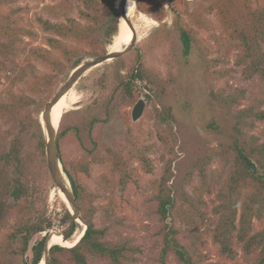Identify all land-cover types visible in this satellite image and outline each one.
Returning a JSON list of instances; mask_svg holds the SVG:
<instances>
[{
    "label": "rangeland",
    "instance_id": "1",
    "mask_svg": "<svg viewBox=\"0 0 264 264\" xmlns=\"http://www.w3.org/2000/svg\"><path fill=\"white\" fill-rule=\"evenodd\" d=\"M146 1L141 0L140 4L146 6ZM157 2L166 10L162 22L155 20V16L144 13L138 17V0H129L128 3V16L135 23L137 39L130 51L119 58H125L127 64L131 65L140 56L150 80L137 84V102L132 106L126 105L125 101L113 102L116 104L113 119L99 124L91 139L84 133L83 143L71 133L60 142L58 149L56 137L60 127L57 128L55 155L59 161L61 159L60 167L63 172L62 160L85 190V207L95 208L92 219L98 228L108 229L106 240L115 242L127 238L141 248L136 264H159L167 227L181 231L178 239L183 244L188 241V233L200 236L205 243L199 246V252L207 256L208 262H222L224 260L219 255L218 246L212 241V234L218 222L214 208L219 204L217 193L227 180L230 167L218 155L223 151L221 145L226 143V139L218 134L215 127H224L225 118L222 108L210 97V85L213 84L215 91L235 94L237 90H248L250 93L253 86L260 82L247 80L242 67L236 64V45L231 41L215 11L208 9L215 0ZM16 8L24 10L15 14L14 18L34 33L32 37L23 39L28 51L31 48L49 49L48 38L53 36L40 28L37 17L54 22H65L67 17L81 20L80 12L84 10L80 0H14L6 8V12ZM152 10L154 14L157 13V9ZM196 16L200 17L199 21ZM175 22L191 28L200 41V45H195L188 57L183 54ZM120 33H123V30ZM131 40L128 31L124 40L126 45H129ZM202 57L211 64L209 78ZM90 60L92 59L88 61ZM28 62L34 64L39 74H51L44 62L30 58L28 52L16 57L15 61L13 58L5 60L0 54V99L6 98V93L11 89L16 93L23 92L31 96L39 103L34 114L39 119L46 137L42 115L73 71L64 82L61 83L60 79L56 81L52 93L32 95L24 91L26 83L30 82L29 76L25 78L24 83L19 81L16 85L17 74H20ZM112 62L88 71L64 97L60 112V118L64 112L66 114L64 127L77 124L83 115L88 116L93 112L97 101H103L106 96L111 95L113 85L104 92L98 82L106 73V66ZM260 91L264 100L263 86ZM141 100L145 103L144 109L139 119L134 121L133 110ZM239 102L237 110L248 107L251 100L246 98L240 99ZM262 109L264 110V104ZM100 116L106 119L104 114ZM0 129L12 131L13 127L11 123L0 118ZM263 132L264 122H257L255 129L249 131V134L261 136ZM33 133L37 134V129H34ZM23 136L24 155L39 159L36 138L32 133ZM208 154H213L212 160L205 158ZM143 157L152 163V173L146 172L143 167ZM199 159H204V163L198 162ZM118 161L123 162L128 171L130 179L126 183H123L122 176L116 169ZM45 163L43 167L38 164L34 166L31 183L37 188V206L46 203L47 215L53 221L50 235L55 233L63 238L62 232L70 223H64L65 208L72 211L58 195L59 189L49 170L47 150ZM87 165L89 172L86 174L83 170ZM169 169L174 176L170 185L179 181L188 195L189 203L186 200L179 202L172 218L164 223L157 212L156 197L161 179ZM64 176L72 191L65 172ZM8 203L10 206L15 205L12 199H9ZM238 206L240 207V204ZM77 208L80 218L78 204ZM197 213L204 214V220L200 221ZM73 218L75 219L74 216ZM15 220V215H12L6 224L0 227V242L9 233ZM75 221L78 228L72 239L76 236L77 240L86 224L81 218ZM260 228L261 223L256 221L255 231ZM36 239L37 237L32 244ZM168 261L175 264L171 255ZM239 262L243 263V260L240 259ZM1 264H23V259L12 257ZM90 264L109 263L91 257Z\"/></svg>",
    "mask_w": 264,
    "mask_h": 264
},
{
    "label": "trees",
    "instance_id": "2",
    "mask_svg": "<svg viewBox=\"0 0 264 264\" xmlns=\"http://www.w3.org/2000/svg\"><path fill=\"white\" fill-rule=\"evenodd\" d=\"M80 1L84 6V10L80 12L81 20L67 17L65 22H54L37 17L40 28L53 36L48 38L49 49L31 48L28 51L23 39L32 37L34 33L14 18L15 14L24 9L16 8L6 12V8L14 0H0V54L5 60L13 58L15 61L16 57L28 52L30 58L44 62L51 72L50 75H41L34 64L28 62L16 76V85L19 81L24 83L27 76L30 77L25 92L32 95L52 93L57 80L64 82L84 62L107 54L108 49L112 50L116 37L122 30L124 0H119V4L118 0ZM157 1L147 0L146 6H142L141 0H138V17L144 13L155 16V20L162 22L166 10ZM152 9H157V13L154 14ZM208 9L215 11L236 45V64L242 67L245 78L259 80L260 83L255 84L250 93L248 90H237L235 94L215 91L213 84L210 85V97L222 108L225 118L224 127H215L218 134L226 139V143L221 145L223 151L218 155L230 167L228 178L217 193L219 204L214 211L218 222L212 234V241L218 246L219 255L224 261H207V256L199 252V246L205 243L200 236L188 233V241L183 244L178 239L181 231L167 227L159 264H170V255L175 264H264V132L261 136L249 134V131L255 129L257 122H264V100L260 94L262 86L264 89V0H215ZM199 18L196 16L198 21ZM175 30L179 34L183 54L188 57L194 46L200 45V41L191 28L175 22ZM202 60L209 78L211 64L205 57ZM147 76L140 56L131 65L127 64L125 58L108 64L106 73L98 84L104 92L112 84L111 95L106 96L101 103L97 101L93 112L88 116L83 115L82 120L74 126L64 127L66 114L63 111L56 137L58 149L60 142L71 133L81 143L84 133L91 139L99 124L113 119L116 108L113 102L125 101L128 106L134 105L139 99L137 84L150 81ZM246 98L251 100L248 107L237 110L239 100ZM37 105L39 103L31 96L23 92L16 93L12 89L6 93V98L0 99V118L13 127L12 131L0 129V227L12 215L16 218L9 233L0 242V264L12 257L22 258L23 264H41L50 238L57 235H50L53 221L47 215L46 203L37 206V188L31 183L34 166L38 164L43 167L46 164L47 140L39 119L34 114ZM102 114L106 116L105 120L101 118ZM34 129H37V134L33 133ZM29 133L37 140L39 159L24 155L23 135ZM205 158L212 160L213 154H208ZM118 160L121 161L119 158ZM120 161L116 164V169L121 174L123 183H126L130 178L125 164ZM141 162L146 172H153L149 159L143 157ZM198 162L204 163V159H199ZM62 163L86 230L80 242L73 246L54 243L48 252V264H90L91 257L109 264H136L141 248L127 238L115 242L106 240L108 229L96 226L92 219L95 208L85 207V190L63 160ZM83 172H89L88 165ZM173 177V172L167 170L156 197L157 212L164 223L172 218L179 202L186 200L189 203L188 195L179 181L170 185ZM9 199L15 205L10 206ZM196 216H200V221L204 220V214L197 213ZM256 221L261 223L258 231H255ZM66 222L70 223L62 232L63 238L60 237L64 243L72 244L76 240V236L72 237L78 224L67 208L64 223ZM240 259L243 263L239 262Z\"/></svg>",
    "mask_w": 264,
    "mask_h": 264
},
{
    "label": "water",
    "instance_id": "3",
    "mask_svg": "<svg viewBox=\"0 0 264 264\" xmlns=\"http://www.w3.org/2000/svg\"><path fill=\"white\" fill-rule=\"evenodd\" d=\"M126 6H127L126 0H124V7L122 10L121 19L126 21V23L129 25V27L133 31L134 36H133L131 43L128 46H126L123 50H121L120 52L112 53V52L108 51L107 54L100 56V57H97L95 59H92L90 61H87L84 64L77 67L75 70H73L69 80L62 86V88L59 90V92L56 95V97L54 98V100L50 104L47 105L46 110L43 114V128L45 129V133H46V137H47V155H48V164H49V170H50L51 176H52L57 188L66 195V198H68V202L71 204V206L74 210V213L71 212L72 215L75 217V219H79V220H80V218L78 216V208H77V204H76L74 195H73L72 191L69 189L68 181H67L66 177L64 176V172L62 170V167H60V161L56 158V155H55V135H56L57 129H55L53 126L52 110H53L54 106L62 99V97L64 95H66L75 86V84L78 82V80H80L88 71H91L92 69L97 68L101 65H105L107 63H110V62L118 59L119 57H121L122 55L127 53L128 51H130V49L132 48V46L136 42L137 32H136V28L134 26V23L132 22V20H130V18L126 12L127 11ZM144 104H145L144 101L141 100L135 105L134 110H133L134 121L138 120L139 117L142 115V112L144 109ZM60 124H61V122H60ZM60 124H59L58 128L60 127ZM85 230H86V228L84 229V233H85ZM84 233H83V235H84ZM83 235H82V237H83ZM80 240H79V242H80ZM52 246L53 245L47 244L45 257L43 259V261H45V264H48V261H49L48 252Z\"/></svg>",
    "mask_w": 264,
    "mask_h": 264
},
{
    "label": "bare ground",
    "instance_id": "4",
    "mask_svg": "<svg viewBox=\"0 0 264 264\" xmlns=\"http://www.w3.org/2000/svg\"><path fill=\"white\" fill-rule=\"evenodd\" d=\"M133 1V0H132ZM128 3H129V0H126V9H127V14H128ZM130 6H132V5H130ZM130 8V7H129ZM130 10H131V8H130ZM129 15V14H128ZM121 28H122V30H123V33H120L117 37H116V42H115V45L113 46V48H112V50H110V52H112V53H117V52H120L121 50H123L126 46H128V45H126L127 43L124 41L125 40V37L127 36V32L129 31V33H130V35H131V37H132V39H133V36H134V34H133V31L131 30V28L129 27V25L126 23V21H124L123 19H122V22H121ZM120 32V31H119ZM132 41V40H131ZM131 43V42H130ZM69 93V92H68ZM67 93V94H68ZM66 94V95H67ZM66 95H64L63 97H62V99L54 106V108H53V110H52V122H53V126H54V128L55 129H57L58 128V126H59V124H60V122H61V119L62 118H60V112H61V109H62V107H63V102H64V97L66 96ZM43 116V115H42ZM41 118V117H40ZM43 121V120H42ZM43 123V122H42ZM69 185V184H68ZM58 195H59V197H60V199L70 208V210L74 213V210H73V208H72V206H71V204L68 202V198H66V195L62 192V191H60V190H58ZM81 224H82V222L81 221H79ZM83 233H84V230H83V232H82V234L77 238V240H75L72 244H68V243H64L63 241H62V239H61V237H60V235H53L51 238H50V241H49V245H53L54 243H60V244H62L63 246H73V245H75L80 239H81V237H82V235H83ZM41 264H45V261H43L42 260V263Z\"/></svg>",
    "mask_w": 264,
    "mask_h": 264
}]
</instances>
